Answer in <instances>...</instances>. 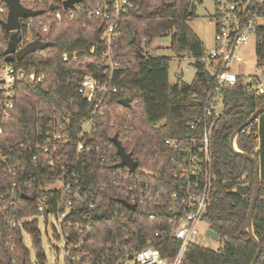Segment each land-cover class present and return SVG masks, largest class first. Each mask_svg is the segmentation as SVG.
I'll list each match as a JSON object with an SVG mask.
<instances>
[{"label": "trees", "instance_id": "16d2710c", "mask_svg": "<svg viewBox=\"0 0 264 264\" xmlns=\"http://www.w3.org/2000/svg\"><path fill=\"white\" fill-rule=\"evenodd\" d=\"M134 2V8L121 17L118 36L111 46L113 59L126 67L113 73L112 86L115 91H110L106 96L102 114L94 117L92 135L85 139V143L98 147V152L79 155L71 146L67 159L69 163L78 164L79 169L84 166V184L95 192L89 202L80 207L82 214H90L94 227L75 252V256L89 264H114L121 254L119 247L124 251L138 250L148 240L153 242L163 257L174 256L178 241L154 237L156 231L166 227L168 216L166 204L158 208L152 201L166 202L169 194L176 189L177 180L172 173L182 158L181 150L167 147L164 140L188 136L187 125L198 115L200 102L209 85V75L198 63L194 65L191 82L177 79L170 83V58L154 56L147 51L154 38L171 34L170 48L173 53L201 54L203 44L189 26L195 10L190 0ZM31 6L51 11L48 3ZM101 36L100 21L94 18L85 20L80 13L70 21L52 23L48 32L40 35V39L51 42V46L13 62L17 66L34 67L36 71L43 72L46 79L34 87L18 84L15 107L0 133V149L5 150L32 135L39 114L60 118L68 126L72 139H75L81 122L92 109V105L77 94L80 81L85 75L103 81L109 73ZM0 37L8 38L1 27ZM93 42L96 44L91 51ZM64 51H76V59L63 61L61 54ZM255 56L257 67L264 69V28L256 33ZM0 61H4L1 56ZM241 81L239 79L238 84L230 88L227 97L231 107L217 121L210 143L217 180L203 222L217 233L218 239L224 241L218 250L192 241L181 264H250L256 254L257 247L244 230L255 182L254 164L234 154L228 141L230 134L264 103V93L241 97ZM126 97L131 99L130 107L117 102ZM67 116L68 119H65ZM257 131V151L253 150L256 134L251 125L239 132L237 146L241 151L255 156L260 165V192L252 219L254 235L262 245L255 264H264V113L259 115ZM115 135L137 163L131 173L124 167L113 168L119 161L111 142ZM143 170L156 174L147 176ZM26 176L23 174V183ZM129 183L148 188L145 204L137 205L133 213L119 203V200H129L132 193L128 190ZM238 185H246L247 193H236ZM21 190H27L24 184ZM19 201L28 206L22 215L36 211L34 200L19 198ZM90 203L94 204L93 208ZM149 213L154 217L149 218ZM121 216H129V219ZM32 233L36 255L41 259L40 234L36 226H33ZM23 254V258H27V252Z\"/></svg>", "mask_w": 264, "mask_h": 264}, {"label": "built area", "instance_id": "2783aa9c", "mask_svg": "<svg viewBox=\"0 0 264 264\" xmlns=\"http://www.w3.org/2000/svg\"><path fill=\"white\" fill-rule=\"evenodd\" d=\"M64 1L58 0L55 3L53 0H19L23 7L43 12L36 16H20L18 28L5 31L1 23L7 20L8 7L4 0H0V27L8 34L7 40L0 37L1 57L12 33L18 36L16 48L19 49L35 39H40V35L48 32L52 23L70 21L82 13L85 20L94 18L101 23V44L105 47L109 72L103 81L91 75H85L80 81L77 94L82 100L90 103L92 109L81 122L75 139H72L68 126L60 118L53 115L44 117L43 114H39L32 135L5 150L0 149V264H30V249L26 245V240L34 248L33 226H36L41 237L36 217L47 218L51 215L55 217L59 227L56 230L53 226V234L56 238L63 239L64 264H89L75 256V252L94 227L90 214H82L80 207L83 203L89 202L95 192L84 184L82 169L84 166L79 169L78 164L69 163L67 159L71 146H74L75 153L79 155L98 152V147L85 143V139L92 135L94 117L102 114L106 96L110 91H115V87L112 86L113 73L126 67L113 59L111 46L118 36L121 17L134 8L135 2L81 0L74 3L72 8H64ZM198 1L200 0H190V5L195 8ZM46 3L50 12L31 6ZM54 5L57 7L51 9ZM213 6L214 47L207 52L203 49L199 56L191 53H172L171 57L178 62L186 61L193 67L196 63L201 64L210 78L200 102V111L187 125L188 136L184 139L164 140L167 147L180 149L182 152V158L172 173L177 180L176 189L169 194L166 202L157 199L152 201L158 208L166 204L168 216L166 227L156 231L154 237L178 241L176 253L172 258H165L153 242L148 240L146 245L138 250L124 251L125 249L119 247L118 252L121 254L114 264H126L127 261L133 264L182 263L186 249L194 241L196 229L203 222L211 205L217 177L213 171L210 143L217 121L231 107V101L227 97L230 88L241 79L243 86L241 97L264 93L263 68L258 67L261 73L257 75H243L232 71V65H242L246 62L241 54V47L245 46L251 37L256 39V33L264 28V0H213ZM95 44L92 43L91 51ZM76 57V51H64L61 54L63 61ZM13 62L0 61V133L3 131L4 122L15 107L18 84L34 87L46 79L45 74L36 71L34 67L17 66ZM181 74L182 70H179L177 75ZM65 119H68V116ZM249 125L254 128L256 134L253 150L257 151L259 116ZM235 143L238 148L237 139ZM143 172L147 176L156 174L150 170ZM23 174L27 175L24 183ZM22 184L27 188V192L21 190ZM147 189V186L137 187L129 183L128 190L132 193L127 202L135 205V208L137 205H144ZM19 198L24 201L34 200L36 211L30 215H22L28 206L22 205ZM90 207L93 208L94 204L90 203ZM126 209L129 213L135 210ZM121 217L129 219V216ZM148 217L154 216L149 213ZM25 251L27 258L24 259ZM41 251L44 257L42 246Z\"/></svg>", "mask_w": 264, "mask_h": 264}, {"label": "rangeland", "instance_id": "374dc122", "mask_svg": "<svg viewBox=\"0 0 264 264\" xmlns=\"http://www.w3.org/2000/svg\"><path fill=\"white\" fill-rule=\"evenodd\" d=\"M214 6L213 0H200L195 4L194 16L189 21L190 28L200 38L204 51H210L214 47V34L215 23L213 21ZM171 34L161 38H154L147 47L149 54L154 56H165L170 58L168 78L170 83L176 82L177 79H181L185 82H191L195 73L193 66L186 61H176L171 59L172 50ZM241 54H243L246 62L242 65H232V71L243 75L260 74L261 70L256 65L255 56V39L251 37L249 42L241 47ZM182 70L181 76L177 75V72ZM38 220V229L41 232L40 244L44 253V257L41 259L37 257L35 249L32 248L28 240L26 245L29 247V263L30 264H64V249L63 239L56 238L53 234V226L56 230L59 229L58 223L54 216L36 217ZM207 225L205 222H201L196 229L193 240L202 244L205 247H209L213 250H218L223 241L221 239L214 240L205 234ZM126 264H133L131 261H127Z\"/></svg>", "mask_w": 264, "mask_h": 264}, {"label": "water", "instance_id": "95a60500", "mask_svg": "<svg viewBox=\"0 0 264 264\" xmlns=\"http://www.w3.org/2000/svg\"><path fill=\"white\" fill-rule=\"evenodd\" d=\"M7 4L8 7V16L7 20L5 22H2V27L5 29V31L9 30H15L18 28V17L20 16H36L41 14L43 11L42 10H31L28 8L23 7L19 0H4ZM81 0H65L63 3L64 8H72L74 6V3L79 2ZM57 6H51V9H55ZM129 36V41H131V36ZM18 40V36L16 33H12L10 35V40L8 42V45L6 49L3 51L2 56L3 60L5 62H13V61H21L25 56H27L30 53H33L37 50H43L49 46L52 45L51 42L49 41H41L40 39H35L29 43H27L25 46L22 48L17 49L16 48V42ZM120 105L124 107H130L131 106V99L129 97L126 98H121L118 99L117 101ZM261 113H264V103L261 104L251 115L250 117L239 127H237L229 136V148L230 150L239 156L244 157L245 159L251 161L254 164V169H255V182H254V188H253V193L252 197L250 199V204L247 212V222L245 224L244 230L248 233V237L252 240V242L256 245L257 250L256 254L254 256V259L250 264H255L256 260L258 259L261 250H262V245L259 242V240L256 238L253 232V211L255 204L259 198V192H260V176H259V171H260V165L258 162V159L253 156L249 155L241 150H239L236 147V139L240 131H242L245 127H247L256 117H258ZM111 142L114 144L116 153L119 157V161L113 165V168H127L128 172L131 173L133 172L136 167L137 163L132 157L131 153H127L121 144L120 140L117 138V136H113L111 138ZM248 191V187L246 185H238L235 188V192L241 195L246 194ZM23 198H28L27 196L21 195ZM119 203L124 205L126 208L129 210H134L135 205L129 204L127 201L124 200H119ZM205 234L210 237L211 239L218 240V235L215 231L211 229H206Z\"/></svg>", "mask_w": 264, "mask_h": 264}, {"label": "crops", "instance_id": "0c3cea01", "mask_svg": "<svg viewBox=\"0 0 264 264\" xmlns=\"http://www.w3.org/2000/svg\"><path fill=\"white\" fill-rule=\"evenodd\" d=\"M208 229V228H207Z\"/></svg>", "mask_w": 264, "mask_h": 264}]
</instances>
